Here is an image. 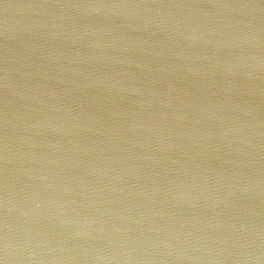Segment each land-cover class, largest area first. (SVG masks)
<instances>
[{"label":"water","instance_id":"water-1","mask_svg":"<svg viewBox=\"0 0 264 264\" xmlns=\"http://www.w3.org/2000/svg\"><path fill=\"white\" fill-rule=\"evenodd\" d=\"M0 264H264V0H0Z\"/></svg>","mask_w":264,"mask_h":264}]
</instances>
